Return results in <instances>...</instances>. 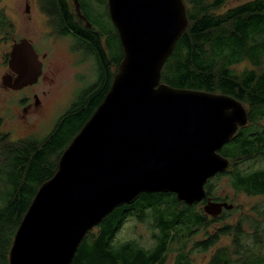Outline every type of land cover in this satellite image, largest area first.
Returning a JSON list of instances; mask_svg holds the SVG:
<instances>
[{"label": "water", "instance_id": "1", "mask_svg": "<svg viewBox=\"0 0 264 264\" xmlns=\"http://www.w3.org/2000/svg\"><path fill=\"white\" fill-rule=\"evenodd\" d=\"M108 10L123 58L103 101L38 189L9 264H72L87 233L143 192H172L188 205L204 202L211 217L234 208L208 196L206 184L230 166L220 150L247 125L248 109L227 93L161 81L189 26L184 0H108ZM9 63L17 76L4 82L13 89L36 83L43 71L27 38L14 43Z\"/></svg>", "mask_w": 264, "mask_h": 264}, {"label": "trees", "instance_id": "2", "mask_svg": "<svg viewBox=\"0 0 264 264\" xmlns=\"http://www.w3.org/2000/svg\"><path fill=\"white\" fill-rule=\"evenodd\" d=\"M78 1L91 22L84 1ZM38 2L53 31L75 38L94 54L98 77L77 93V100L46 136L12 140L8 133L0 132V153L5 155L0 162V264H9L16 231L38 189L54 175L60 156L103 101L115 74L113 64L118 67L124 54L117 29L110 34L100 23L95 27L91 22L88 27L69 0ZM184 2L189 26L163 66L161 81L180 88L227 93L249 107L247 125L220 150L230 166L207 182V195L228 201L216 194L212 182L227 175L235 191L264 196V167H239L245 160L264 158V0H247L223 12L218 10L227 0ZM107 3L93 0L91 10L102 18L105 7V18L111 19ZM3 13L0 10V15ZM7 23L3 15L0 29L7 28ZM244 61L252 67L237 72L234 66ZM203 203L188 205L172 192H143L115 208L87 233L72 264H165L171 252L176 253L173 264H194V255L206 252H211L206 264H264V202L235 223L224 222L228 210L218 217L209 216ZM151 215L156 239L153 247L146 248L136 239L115 241L128 217L144 220ZM201 233L202 237L195 238ZM223 236L231 237L229 245H218Z\"/></svg>", "mask_w": 264, "mask_h": 264}, {"label": "rangeland", "instance_id": "3", "mask_svg": "<svg viewBox=\"0 0 264 264\" xmlns=\"http://www.w3.org/2000/svg\"><path fill=\"white\" fill-rule=\"evenodd\" d=\"M75 6L74 0H69ZM85 11L89 14L90 21L98 27L99 23L108 33H115V25L111 19L105 18L106 10L102 8V18L91 10L90 4L93 0H83ZM247 0H227V2L218 10L223 12L228 8L234 7ZM38 4V3H37ZM31 2L30 16L26 12L25 0H1L0 10L8 14L15 24L14 33H10L5 39L0 34V117H3V129L10 132L12 140L23 139L26 137H44L53 128L58 118L71 107L72 101H76V93L80 86H87L97 80L98 70L95 56L87 49L91 60L85 58V52L78 54L72 49V38L65 36L59 38L55 36L50 27L49 19L40 10L39 5ZM100 20V22H99ZM90 22V23H91ZM92 24V23H91ZM55 32V30H54ZM20 39L22 37L32 38L35 40V46L38 53L48 52L45 65L46 77L42 82L34 86L32 92H39L40 97L45 100L44 109L38 114L27 113L22 106L17 104V99L22 96V92L15 91V95L8 94L1 88V76L8 67L5 66L4 55L11 50L12 38ZM78 43V42H77ZM74 46V45H73ZM116 49L118 46L116 44ZM83 61V62H82ZM82 62V63H81ZM251 68V64L247 61L241 62L234 66L237 72H241L245 68ZM43 90L47 92L44 94ZM24 94V93H23ZM75 99V100H74ZM247 109L249 107L244 103ZM70 109V108H69ZM264 127V120L262 121ZM0 153V162L4 159ZM240 168H263L264 158L255 157L245 160L239 164ZM216 194L226 198L229 202L234 203L233 211H229V215L224 222L235 223L241 215L251 212L253 206L264 202L263 195H249L245 192H237L230 184V178L227 175L219 176L218 179L212 180ZM153 210V209H151ZM151 210H147L149 214ZM146 219V218H145ZM139 220L136 216L128 217L120 230L116 233L115 241H124L128 239H136L140 245L150 248L156 244L153 237L155 230L151 225L152 215L146 220ZM151 220V221H150ZM222 223H218L220 226ZM97 230V229H96ZM203 233L195 238L202 237ZM231 237L223 236L220 245H229ZM211 252L196 253L194 255V264H206L209 260ZM176 253L171 252L167 256L165 264H173Z\"/></svg>", "mask_w": 264, "mask_h": 264}, {"label": "flooded vegetation", "instance_id": "4", "mask_svg": "<svg viewBox=\"0 0 264 264\" xmlns=\"http://www.w3.org/2000/svg\"><path fill=\"white\" fill-rule=\"evenodd\" d=\"M25 1H26V8L29 6V8L31 9V2H34L35 4L38 3L37 5H39L38 0H25ZM185 5H186V9H187V6L188 5L187 4H185ZM39 8H40V6H39ZM107 9H108V3H107ZM40 10H41V8H40ZM27 13L29 14V18H31L30 11L27 12ZM43 14L45 16H47L44 12H43ZM3 15L7 17L8 23H7V28L0 29V34L1 35H4L5 36V39H7L8 38V35L10 33H14V31H15V24H14V22L11 20V18L8 16V14L6 12H4L3 14H1L0 15V18H2ZM80 18L85 22V24H87V20H85L81 16H80ZM49 22H50V19H49ZM0 27H1V24H0ZM50 27L52 28V31H53V27L52 26H50ZM88 27H92V26H88ZM52 33L55 34V36H58L59 38L65 37V36H62V35H58L54 31ZM23 38H27V37H22L20 39H15L13 37L12 38V44H11V50H12V47H13L14 43L22 40ZM71 38L73 40V42H72L73 43L72 44V47H73L72 49H74L73 52L76 53V54H78L79 52H81V53L85 52V58L83 59V61L86 60L87 58H89V60H91V57L87 53V48L84 45H81L80 42L77 43L78 40H76L75 38H73V37H71ZM27 39H29L32 42V44L34 45L35 49H37L36 46H35V40L32 39V38H27ZM11 50L9 52L7 51L5 53V55H4L5 66L8 67V70L4 74H2V76H1V88L4 89L6 91V93L12 94V95H15V91L22 92V96L19 97V99H17V104L20 105V106H22V108H23V110L25 112H27V113H30L31 112V113H35V114H38L39 115V113L42 112V110L44 109V106H45L44 102H45V100H43L42 97H40V93L39 92H35V91L32 92V91H33L34 86L40 84L42 82L43 78L46 77V74H45V65H46V60H47V57H48V52L38 53V51L36 50L37 53L39 54V59L43 63V71H42V74L39 76L38 81L36 83L32 84V85L25 86V87H23L21 89H13L12 87L6 85L5 82H4V78L5 77H11V79L14 80L16 78V76H17L16 72L13 69L10 68L9 61H10V52H11ZM110 66H111V64H110ZM116 69H117V66H115L113 64V70L115 72H116ZM84 87H85L84 85L80 86V88L78 90H76L77 93L81 89H83ZM30 89H32V91H29ZM46 92H47L46 90H43V93L44 94ZM77 93H76V95H77ZM3 123H4L3 117H0V132H6V133H8L10 135V138H11V135L12 134L10 132H8V131H4V129H3Z\"/></svg>", "mask_w": 264, "mask_h": 264}]
</instances>
